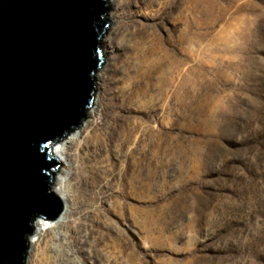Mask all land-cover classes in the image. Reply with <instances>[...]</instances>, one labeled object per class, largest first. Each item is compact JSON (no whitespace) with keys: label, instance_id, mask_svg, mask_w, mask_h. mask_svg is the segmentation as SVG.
I'll return each mask as SVG.
<instances>
[{"label":"rangeland","instance_id":"obj_1","mask_svg":"<svg viewBox=\"0 0 264 264\" xmlns=\"http://www.w3.org/2000/svg\"><path fill=\"white\" fill-rule=\"evenodd\" d=\"M109 1L58 175L95 167L97 199L37 228L26 264H264V0H194L182 36L175 0Z\"/></svg>","mask_w":264,"mask_h":264},{"label":"water","instance_id":"obj_2","mask_svg":"<svg viewBox=\"0 0 264 264\" xmlns=\"http://www.w3.org/2000/svg\"><path fill=\"white\" fill-rule=\"evenodd\" d=\"M109 0H0V264H26L35 219L63 210L51 148L93 106Z\"/></svg>","mask_w":264,"mask_h":264},{"label":"bare ground","instance_id":"obj_3","mask_svg":"<svg viewBox=\"0 0 264 264\" xmlns=\"http://www.w3.org/2000/svg\"><path fill=\"white\" fill-rule=\"evenodd\" d=\"M159 1H163V0H159ZM175 4L177 5L176 11L178 13L176 19L181 21V23L184 25V28L180 31V35L182 36L186 32L185 26L187 27V30H191L193 27L195 4H194V0H175ZM109 5H110V1H109ZM108 17H109V12H108ZM96 102H97V96L95 95L93 100V106L90 110L87 111L86 115L92 114L94 112ZM84 122L85 121L82 122L81 127L73 131L63 141L55 144L51 148L52 156L56 158L60 163L62 162L60 156H62L63 145L67 142H71L74 139V137L78 134L77 131L80 132L81 129L84 127ZM60 173L61 170L58 172L55 179L52 181V185L50 186V192H53L60 199L63 205V210L60 213V215L55 220L51 221V224H57V225L63 224L64 219H66V216L69 217L70 212H68V208H67L68 207L67 201L69 199H71L72 206H75L76 204H80L82 201L91 202L94 199H97V196L93 192H91V190L94 187L96 178H98L99 175L95 167L89 169V171H86L83 165H79L73 171V174L75 175V183L74 184L66 183L65 185L63 184L62 186V178L58 176L60 175ZM83 177H86L87 179H90L92 181L90 184L92 186L89 187L88 189L85 188V185L82 182ZM111 180L114 183L118 181V179L115 177H113ZM42 225L46 226L47 225L46 221H43L42 219H35L33 222V229H34L33 234H35L37 228H40V226ZM32 237L29 242V246L32 243Z\"/></svg>","mask_w":264,"mask_h":264}]
</instances>
